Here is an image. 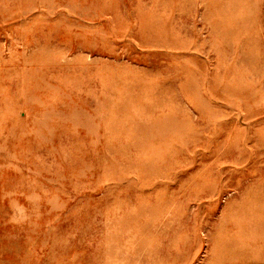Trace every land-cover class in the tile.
<instances>
[{"label": "rangeland", "instance_id": "374dc122", "mask_svg": "<svg viewBox=\"0 0 264 264\" xmlns=\"http://www.w3.org/2000/svg\"><path fill=\"white\" fill-rule=\"evenodd\" d=\"M0 264H264V0H0Z\"/></svg>", "mask_w": 264, "mask_h": 264}]
</instances>
